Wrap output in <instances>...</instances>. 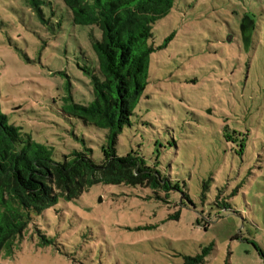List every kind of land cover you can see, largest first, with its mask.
<instances>
[{
    "label": "rangeland",
    "instance_id": "1",
    "mask_svg": "<svg viewBox=\"0 0 264 264\" xmlns=\"http://www.w3.org/2000/svg\"><path fill=\"white\" fill-rule=\"evenodd\" d=\"M92 34L63 0H0V102L62 161L106 133L65 114L93 101ZM148 84L118 154L136 151L162 187L94 184L61 199L0 264H264V0H173L153 26ZM66 100V101H65Z\"/></svg>",
    "mask_w": 264,
    "mask_h": 264
},
{
    "label": "trees",
    "instance_id": "2",
    "mask_svg": "<svg viewBox=\"0 0 264 264\" xmlns=\"http://www.w3.org/2000/svg\"><path fill=\"white\" fill-rule=\"evenodd\" d=\"M80 25H95L100 38L92 34V47L98 56V69L91 75L93 101L76 103L71 92L64 107L71 119L106 133L101 146L103 157L96 161L93 148L73 151L58 161L53 150L9 123L0 102V254L13 249L17 238H25L30 224L45 243H54L35 222L61 199L80 197L94 184L162 187L164 177L150 166L141 153L118 154L117 139L132 125L135 107L147 88L148 45L153 26L167 15L173 0H63ZM212 246L197 256H186L184 264H202Z\"/></svg>",
    "mask_w": 264,
    "mask_h": 264
}]
</instances>
